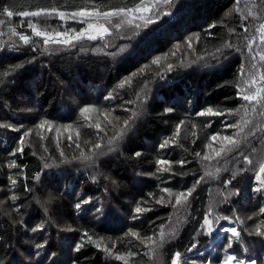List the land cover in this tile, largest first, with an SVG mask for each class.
I'll return each mask as SVG.
<instances>
[{
    "label": "trees",
    "instance_id": "obj_1",
    "mask_svg": "<svg viewBox=\"0 0 264 264\" xmlns=\"http://www.w3.org/2000/svg\"><path fill=\"white\" fill-rule=\"evenodd\" d=\"M144 3L150 11L106 20L104 39L45 44L29 26L72 33L86 25L70 18L80 8L110 11ZM42 8L69 16L19 15ZM0 21V264H153L144 241L156 238L168 219L179 215L173 213L174 195L164 188L176 193L193 188V193L175 230L160 239V264H172L176 253L184 264H220L227 250L262 264L264 190L256 189L254 177L264 165V0H0ZM138 32V42L126 41ZM189 34L197 36L196 42L187 41L192 57L186 52L189 58L183 61L173 58L170 70L144 67ZM21 35L29 42L21 41ZM252 94L257 100L242 99ZM139 98L144 113L136 117ZM80 106L99 120L83 118L77 124L82 119L72 118ZM204 106L224 114L198 116ZM115 118L121 124L117 128ZM237 118L231 137L238 146H229L231 151L216 157L219 166L207 170L196 158L199 136ZM36 121L77 124L78 132L58 140L51 129L40 135L26 129ZM89 124L93 127L86 128ZM22 136L21 153L16 150ZM160 159L169 161L162 172L166 176L144 178L143 170L157 168ZM49 194L51 203L34 199ZM13 195L18 199L12 200ZM141 204L144 211L132 216ZM206 214L211 226L232 218L239 235L226 233L206 250L212 236ZM255 219L259 231L251 229ZM96 239L133 256L119 262L97 249ZM78 241L84 245L79 251Z\"/></svg>",
    "mask_w": 264,
    "mask_h": 264
},
{
    "label": "rangeland",
    "instance_id": "obj_2",
    "mask_svg": "<svg viewBox=\"0 0 264 264\" xmlns=\"http://www.w3.org/2000/svg\"><path fill=\"white\" fill-rule=\"evenodd\" d=\"M142 6L149 7V3H144ZM88 10H91V9H88ZM97 11H99V10H97ZM87 23H92V24L96 25L97 27L102 24V25H104V27H107L108 28V25H107L106 20L104 18H102V17L99 18V19H95V18L88 19L87 22L85 23L86 25L83 26L81 29H87ZM81 29H79V30H77L75 32H72V33H67V34H68V36L75 35L76 33H79L81 31ZM36 30L37 31H40L38 29H36ZM140 31H141V29H140ZM42 32H45V31H42ZM108 32H109V28H108ZM139 32H138L137 35H134L133 37L129 36L128 38H126L127 39L126 41L128 42V41L136 40V42H138L139 41L138 39L141 38V36H140L141 34ZM46 33H50L54 37L56 32H46ZM61 33H64V32H61ZM107 33H105L103 36H101L96 31L88 30L86 32V34L82 38H80L78 40H82L83 38L89 39L88 38L89 35L95 36V37H100V38L104 39V36ZM194 33H196V32H194ZM189 36H190V34L187 35V37H182L179 40L173 41L171 44H169L166 47V49L164 50L165 52H163L162 55H157L156 57L155 56L154 57H151V60H149V62H145L144 63V67L152 68V69L155 70V72H158V71H160L162 69L168 68V65H173L174 63H176V60H173V58L174 59L175 58L177 59L179 57L178 58L179 61H181V60L183 61V60L189 58V57H186V55H187L186 52L188 53V50L186 48L187 47L188 38H189V41L190 42H193L194 43V42L197 41V36H195V35H191L190 37ZM64 38H67V37H64ZM44 39H45V37H43V40ZM57 39H61V38H57ZM49 42L50 43H55V42H52L51 40ZM51 46L52 47H57V48L62 47V45H60V44H54V45H51ZM63 50L64 51L65 50H70V48L69 49L66 48V49H63ZM172 50H174V52ZM191 54H193V53L192 52H189L188 53L189 56ZM190 57H192V55ZM156 58H159V62L156 63V64H153L152 61L154 59H156ZM196 59H198V58H196ZM193 65L194 66H197L198 65V62L197 61H194L193 62ZM141 100H143V98H139V99L136 100V102L139 103L138 106H137L138 107V109H137L138 115L136 117H138V116H140L141 114L144 113V108L141 107V103H143ZM82 108H84V107L80 106V108H78L79 110H78L77 116L75 118H72V120L73 119H76V121H78V118H81L82 119V120L78 121L77 124H82L83 123V120L85 118H88L89 119L91 117H94V114L91 111H89L87 113H82L81 112V109ZM207 108H209V107L208 106H204L202 109H199L198 112L204 111ZM124 109L126 110V107H122L121 108V111L124 110ZM126 113H128V111ZM108 114H109V112H108ZM108 114H107V116H108ZM120 115L121 114H119L118 116H120ZM118 116H116V117H118ZM211 116H214V115H209V118ZM210 119H213V118H210ZM98 120L99 119H96L94 117V121H98ZM114 121L115 122H114L113 125L116 128H117V126H120L121 125V124H118L119 121L117 122V119L116 118H115ZM41 122L36 121V122H34L32 124L30 123V127L28 126L26 129L27 130H33L34 129V130H36V131L39 132V135L42 134L45 131H49L50 130L49 129V124L51 125V123L48 122V124H45L44 127L41 128V127H39V124ZM237 122H238V118H237V120H235L231 124H230V121L229 120L226 123H228L227 125H236ZM77 124L67 123V124H64V125H62V124H55L53 126L51 125V131H53V135L58 140L60 139V137L61 138L62 137L69 138V136H72V134H75L76 132H78V129H77V126L78 125ZM220 125H217V123H216L214 125V127H212V128L209 129V132L206 135L205 134H203L202 136L200 135L199 136V139H198L199 140V146L201 147V150H200L201 153H199V155H197L196 158H197V160L199 159V164L201 166H204V168H206L207 170H212L213 168H216V167L219 166V165H216L215 166V164H214V163H218V159H220V158H216L217 156H215V152L218 151V150H220L222 147H224V141L222 140V137L225 136V135L231 136L232 133L235 132V127H227L226 125H223V124H222V129H217V127L220 126ZM65 126H69V127H65ZM91 127H93V125L89 124L88 127H86V128H91ZM180 127L181 126L179 125L178 128H180ZM116 128H115V130H116ZM186 128L187 127L184 126V129H186ZM228 128H229V130H228ZM179 130H176L175 133L177 134ZM39 135H37V136H39ZM213 135H217V139L215 141H213L211 139V137ZM35 136L36 135L34 134V137ZM205 156L212 157V159L206 160V159H204ZM165 167H166V164H164V165L157 164V168L155 166L154 168H149L148 170L147 169L146 170H143V172L141 174H142V176L144 178H149V176H153V177L156 176V178L157 177H161L162 178V177H165L166 175H164V173L162 174V172H164L163 170H158V169H164ZM203 172H204L203 173V176L204 175L206 176V178H204V179H207V176H208L209 173L207 171H203ZM254 186L260 192L261 191L263 192V190H264V168H262V167H261V169L259 170V172L254 177ZM168 193L170 195H172V197L174 195V200H175V204H176L175 196H176L177 193L174 192L173 190H169ZM44 196H46V195H44ZM162 196L164 198L167 197V195L165 193H162ZM166 200L167 199H165L164 201H166ZM112 201L115 204H119L120 203V201L117 198H115V196L113 197V200ZM135 201H137V200H135ZM183 205H184V202H182L179 205L176 204V206L173 209V211H174L173 213L179 214V215L177 217H175V215H174L173 218L170 217L168 219L169 220V223L167 225L165 224L164 226H162V228H160L158 234L155 235L156 238L151 237V240H149V239L147 241H144L143 240L145 242V244H143V246L144 247H147L146 250L149 253V255L151 256V258L153 260V264H160V257H159L160 251H161V249H160V239L165 238V235L167 236L169 234V232H172V230H175V228H174L175 225H178V222L181 219L180 217L182 215L181 213H182ZM251 205H253V203H251ZM251 205H250V207L252 209L253 207ZM129 207H130V214H131V212H132V206L130 205ZM137 207H141L143 209L146 208L145 205H143V204L134 206L135 209ZM250 207H248V210L250 209ZM122 208H124V207L122 206ZM135 209H134V213L132 212V216L133 215L134 216L136 215ZM125 212H127V210ZM136 216H139V215H136ZM247 216L248 217H251V216H253V214H251V215L250 214H247ZM43 220H44V222H48V223L51 224V222H50L51 219H49V218H43ZM229 228H235V229L238 228V223L235 220H233L232 218L224 219L223 221L219 222L216 226H211V231H209L208 228H207L208 232L211 233L212 236H211V239L209 240V242H210L209 246L210 247H207L206 250L212 249L213 248L212 246L215 244V242H217L218 240H221L226 233L227 234L228 233L229 234H232L230 232L225 231L226 229H229ZM257 228H259L258 219H255V225H254V223H252L251 229L256 230ZM162 234H163V237H162ZM258 234H259V232H258ZM209 238H210V236H209ZM152 241H155V244H153ZM79 243H83V242L78 241L77 244H79ZM93 244L100 251H103V252L108 253L115 260H117L119 262H122V263L123 262H128L130 260V258L133 256V254L130 253V252H116L115 248H112L106 242H103V241L98 240V239L94 240L93 241ZM97 244H99L100 247H97ZM106 249H110L111 251H106ZM224 254L226 255V257L224 259H222V261L220 262V264H224V261L226 260L227 256H229V255H231L234 258H236V259H234L232 261V264H237V260H243L245 262V264H253V262H254V264H259V263H257V261L255 260L254 257H248L247 255H243V254H235L232 250H227ZM119 257H123V258L120 259ZM173 261H175V264H184V261H182V259L179 258V257L177 258L176 255H175ZM173 261H172V264H173ZM204 264H210L209 260H207ZM262 264H264V259L262 260Z\"/></svg>",
    "mask_w": 264,
    "mask_h": 264
},
{
    "label": "snow or ice",
    "instance_id": "obj_3",
    "mask_svg": "<svg viewBox=\"0 0 264 264\" xmlns=\"http://www.w3.org/2000/svg\"><path fill=\"white\" fill-rule=\"evenodd\" d=\"M164 2L167 3L168 0H164ZM3 11L9 17H11L13 15V13L9 11L8 7H5L3 9ZM147 11H150V8L147 7V6H142L141 4H137L134 9H132V8L125 9L123 7H120V8L112 9L110 11H97L96 9L88 10L86 8H80L77 11H73L70 14V18H80L84 22H87L88 19H91V18L99 19V18L102 17L105 20L111 22V18L112 17H119L121 15L129 16L133 12L142 14L143 12H147ZM54 14L55 15H59L61 18H65L66 16H69V13H66L64 11L57 12V9L56 8H51V9H44V8H42L39 11H33V12L23 11V12H20L19 13V15L22 16V17H29V16H31V17H39L41 15L51 16V15H54ZM157 18H159V14H157ZM128 22L131 23V20H129ZM0 23H3V21H0ZM146 23H149L150 24V23H153V21L151 19H148L146 21ZM29 26L32 27V31H33V33L36 36L45 37V39H44V43L45 44L49 43L50 40L52 42L63 43V44H70L73 40H78V39L82 38L86 34V32L88 30L96 31L101 36H103L105 33L108 32V28L107 27H104V25H102V24L97 27L96 25H94L92 23H87V29H81V31L79 33H76L75 35L68 36L67 33L56 32L55 33V36L53 37L50 33L42 32V31H37L36 28L33 27L31 24H29ZM115 26L116 27H120V24H116ZM210 27H214V25H211ZM261 27L264 28V25H261ZM64 37H67V38H64ZM57 38H61V39H57ZM88 38L89 39H95L96 37L89 35ZM19 39L21 41H23L24 43H28L29 42V37L26 36V35H21L19 37ZM262 40H264V37H262ZM189 46H191V45H189ZM261 58L264 59V57H261ZM158 62H159V58H156V59H154L152 61L153 64H156ZM16 67H20V66L17 65ZM172 67H173L172 65H168L169 70ZM242 71H243V68L241 69V72ZM108 98L109 97H106V99H108ZM242 99L245 100V101H255V100H257V95L256 94L243 95ZM90 110H91L90 108L85 107V108H82L81 109V112L82 113H87ZM223 114L224 113L219 112V111H215L214 112L211 107L207 108L204 111H201V112H198L197 113L198 116H205V115H223ZM128 123H129L128 121H125V124L126 125ZM45 124H48V122L47 121H42L39 124V127L43 128ZM226 126L227 127H236V125H226ZM65 127H69V126H65ZM96 127L99 128L100 125L97 124ZM49 129H51V125L50 124H49ZM24 135L25 136L29 135V132H25ZM69 139H71V136H69ZM211 139L213 141H215L217 139V135H213L211 137ZM23 140H24V137L23 136L20 137V147L17 148V150H16L17 152H21V153L23 152ZM222 140L224 141V147H222L220 150H218V151L215 152V156H217V157L223 155L226 151H231V147H229V146H232V147L238 146V141L234 140L233 137H231V136L225 135V136L222 137ZM168 143H169L168 141H165V143L164 144H161L160 147L163 148ZM95 147L96 148H100L101 145L97 144V145H95ZM81 155L85 159L90 158V157L84 156L83 153ZM135 155L139 156L140 153L138 152ZM197 155H199V154L197 153ZM204 159L208 160V159H212V157L205 156ZM244 159L247 161L248 160V157H244ZM157 163L160 164V165H164V164H168L169 161H167V160H158ZM180 163L183 164L184 162L181 161ZM12 166H14V165H10V167H12ZM48 167H49L48 164H44V168H48ZM262 168H264V166H262ZM158 170L167 171L168 169H158ZM10 179H11L12 185H15L17 183V181L15 179H12L11 177H10ZM196 183L197 184L201 183V180H197ZM29 191H31V189H29ZM163 191L164 192H169V189L164 188ZM192 193H193V188H188L186 191H182V192L177 193L176 196H175L176 204L179 205L182 202H186L188 200L189 196L192 195ZM11 199L15 201L18 198L15 195H13L11 197ZM34 199L37 200L38 197H34ZM50 199H52L51 196H50ZM157 202L159 203L161 201H157ZM83 203H89V201L88 200H84ZM76 207L79 208V207H81V205L80 204H77ZM135 211H136L137 214H139V213L143 212L144 209L141 208V207H137L135 209ZM211 212H212V209L209 208L208 214H211ZM261 212H264V209H261ZM224 219H227V217H224ZM204 223H205V225L208 226V230L211 231L212 221H210L207 218V214L205 216ZM42 227H43L42 225H39L38 226V228H42ZM225 231L232 233L233 237L239 235V233L237 232V229H235V228H229V229H226ZM257 231H259V228H257ZM132 235L133 236H136L137 234L135 232H133ZM85 236H87L88 241L91 242V240H92L91 236H88L87 233H85ZM162 237H163V234H162ZM148 239L151 240V237H149ZM152 242H153V244H155V241H152ZM83 246H84L83 243L77 244L76 245V250L79 251ZM38 247H41V246L38 245ZM97 247H100V245L97 244ZM106 251H111V250L110 249H106ZM179 255H180L179 253H176L177 258L179 257ZM119 258L122 259L123 257H119ZM234 259H236V258H234L233 256L229 255V256H227L226 260L224 261V264H232V261ZM173 264H175V261H173ZM237 264H245V262L243 260H237ZM253 264H254V262H253Z\"/></svg>",
    "mask_w": 264,
    "mask_h": 264
},
{
    "label": "clouds",
    "instance_id": "obj_4",
    "mask_svg": "<svg viewBox=\"0 0 264 264\" xmlns=\"http://www.w3.org/2000/svg\"><path fill=\"white\" fill-rule=\"evenodd\" d=\"M37 197H38V199L36 200L37 203H41L42 201L46 202V203H51L50 194L46 195L43 198H40L39 196H37Z\"/></svg>",
    "mask_w": 264,
    "mask_h": 264
}]
</instances>
